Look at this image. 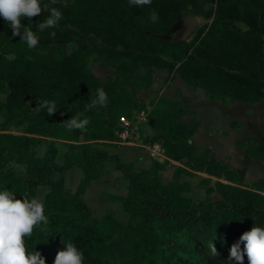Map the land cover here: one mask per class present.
Wrapping results in <instances>:
<instances>
[{
    "label": "trees",
    "instance_id": "trees-1",
    "mask_svg": "<svg viewBox=\"0 0 264 264\" xmlns=\"http://www.w3.org/2000/svg\"><path fill=\"white\" fill-rule=\"evenodd\" d=\"M54 7L63 14L54 29L38 31L46 11L22 19L40 38L34 49L21 41L23 29L21 35H13L0 17V81L9 89L0 121L1 191H12L17 198L24 193L32 197L38 186L51 184L54 170L76 166L92 179L105 161L113 160L130 180L122 209L139 221L125 227L118 250L106 249L103 242L111 228L110 216L93 220L82 196L72 193L68 194L71 210L59 211L52 190L45 201L48 222L38 225L26 240L29 250L53 264L57 252L66 247L64 239L81 249L84 264H229L232 245L240 243L243 248L242 234L255 224L264 226V193L217 180L206 188L207 195H219L216 199L179 197L176 190L161 184L157 174L146 180V169L137 171L94 144L118 141L135 114L146 113L147 121L140 125L143 144H159L168 159L184 161L191 171L217 178L234 172L211 148L201 150L191 142L198 125L191 127L183 120L188 110L156 107L148 111L129 87L149 89L153 69L158 68L178 74L193 88H203L213 101L262 102L264 0H152L143 8L128 0H74L72 4L57 0ZM153 10L159 15L156 23L149 16ZM185 12L208 22L192 37L168 40L166 36ZM53 31L55 37L50 35ZM70 44L76 48L68 52ZM166 49L168 55L163 54ZM93 56L112 67L115 76L106 81L98 77L89 68ZM99 88L108 96L107 106L89 108ZM34 100L37 104L54 101L56 113L49 116L41 107L30 111ZM75 114L89 120L86 130L66 127L65 121ZM21 124L23 133L11 131ZM259 130L253 142L240 144L249 157L264 160V119ZM44 138L73 142L63 165L37 155L36 145ZM11 161L25 171L11 167ZM62 183L60 178L55 186ZM212 243L217 254L210 249ZM244 264H248L246 255Z\"/></svg>",
    "mask_w": 264,
    "mask_h": 264
},
{
    "label": "rangeland",
    "instance_id": "rangeland-1",
    "mask_svg": "<svg viewBox=\"0 0 264 264\" xmlns=\"http://www.w3.org/2000/svg\"><path fill=\"white\" fill-rule=\"evenodd\" d=\"M63 1L67 4L74 2V0ZM204 1L202 0V2ZM206 22L208 20L201 15L196 19L190 12H185L180 16L166 38L172 40L188 35L192 37L196 30ZM241 26L245 27L243 24ZM75 48V44H70L67 47V51H73ZM168 50L166 49L163 54L168 55ZM89 68L104 81L115 76V70L112 67L97 61L94 56L89 60ZM142 72L140 71L139 73ZM175 75V73L169 74L167 79H163V76L157 73V80L155 85L152 86L151 92L144 93L141 89L134 86H130L129 90L133 92L135 99L138 101L140 100L138 98L146 97L147 101H142L146 104L147 110L156 107L172 110H176L179 107L188 108L189 110L191 108L194 113L186 115L187 120H192L189 126L196 127L197 125H203L202 135H204V139L207 138V143L211 142V139L213 140L212 148L215 149L216 156L219 160H230V162H233L232 165L236 166L237 169H234V172L219 179L214 178V176H209L204 172L188 170L183 166L184 161L180 163H166L165 157L160 155L163 153L153 146L141 142L140 125L144 124L147 120L139 119L140 121L136 124V139L132 141L137 143L133 147L137 148V154H139L137 159L143 164L140 163V167H137L136 170L146 169L148 172L144 175V179L146 180L152 179L153 175L157 174L160 177L162 185L176 190L179 197L185 196L191 200H211L218 198L219 195L216 192H213L211 195L206 194L208 184L210 183L213 186L217 180L238 187L259 190L264 193V160L258 162L244 155L241 150L244 147L240 144V142H253L260 136L258 127L262 120L261 117L248 116L249 114H246V109H239L236 106L234 107L233 114L231 111L228 113L225 110V106L233 108V101H225L224 103H220L219 106L215 105L218 114L215 117L216 119H213L211 112L213 108L205 101L203 93L183 82L191 88L190 91L186 92L182 85L176 81L177 76ZM158 87L159 89H157ZM165 89L167 91L163 93ZM8 90V86L0 81V121L3 119L2 111ZM175 96L180 97H178L179 99H175L178 101L172 99ZM208 101L212 102L210 100ZM28 108L30 111L38 109L37 100L30 102ZM141 114H135L132 120H138V115ZM180 128L182 129V127ZM11 131L14 133H23V125L21 124L12 128ZM72 145L73 142L44 138L36 145L37 155L42 157L46 156L61 166L65 163V154ZM128 146L119 140L113 143L103 142L94 144V148L106 151L111 156L118 155L121 161L123 160L118 153L119 148ZM200 148L202 150L205 147ZM152 160L165 165V168L159 169L157 164H154ZM10 166L21 173L25 171L24 166L15 161H11ZM60 178L63 179L62 187H57L55 186V182ZM129 181V178L116 168L113 160H107L102 164L99 175L92 179L86 178L82 169L76 166L65 171L54 170L51 176V184L44 187H37L32 197L41 198L45 204L48 194L54 190V207L59 211H70L71 207L68 202V194L72 193L82 196L91 211L93 220L100 221L105 216H110L111 228L107 231L108 238L104 240L103 244L106 249L116 251L122 242V232L125 227L139 221L138 217H131L122 209V204L128 194ZM2 189L0 184V191ZM41 228L45 230V227L42 226Z\"/></svg>",
    "mask_w": 264,
    "mask_h": 264
},
{
    "label": "clouds",
    "instance_id": "clouds-1",
    "mask_svg": "<svg viewBox=\"0 0 264 264\" xmlns=\"http://www.w3.org/2000/svg\"><path fill=\"white\" fill-rule=\"evenodd\" d=\"M132 6L143 8L151 5L152 0H128ZM57 0H49V3H42V0H0V17L12 30L13 35H23L21 41L26 43L29 49H34L39 45L40 38L30 27L22 24V19H29L40 15L46 11L47 17L43 22L38 23V31L44 32L47 29H54L63 19L62 11L54 5ZM152 23L159 20L158 13L153 10L150 14ZM55 37L56 33H50ZM108 96L103 88L97 89L95 98H91L89 108L97 106H107ZM38 107L47 110V114L52 116L57 108L54 101L43 100L38 103ZM82 114H75L65 121L68 129L86 130L89 120L81 118ZM48 217L45 215V204L39 197H30L27 193L22 198L9 190L0 191V264H47L46 260L37 251H30L26 240L31 239L34 229L41 223H47ZM240 243L233 244L228 257L229 264H244L245 255L248 264H264V226L255 224L250 230L245 231L240 237ZM65 248L59 250L55 256L53 264H84V255L80 248L71 240L65 241ZM210 249L217 254L215 244L210 245Z\"/></svg>",
    "mask_w": 264,
    "mask_h": 264
},
{
    "label": "crops",
    "instance_id": "crops-1",
    "mask_svg": "<svg viewBox=\"0 0 264 264\" xmlns=\"http://www.w3.org/2000/svg\"><path fill=\"white\" fill-rule=\"evenodd\" d=\"M199 17V15H194V18H198ZM158 71V72H157ZM157 73H159V75H162L163 76V79H167L168 78V76H169V73L167 72V71H165V70H163V69H158V68H154L153 69V85L152 86H154L155 85V83H156V78H157ZM175 76H177V80L176 81H178L181 85H182V87H183V89L186 91V92H188V91H190V89L191 88H189L188 86H186L184 83V81L181 79V77L178 75V74H176ZM163 82V81H162ZM184 82V83H183ZM161 85V84H160ZM160 85H158V86H160ZM152 86L149 88V89H141V91L142 92H151L152 90H151V88H152ZM157 89H159V87L157 88ZM193 89H197L198 91H200V92H202L203 93V95H204V99H205V101H207V103H209V105L213 108L212 110L213 111H211L212 112V117H213V119H216L215 117H217L216 115L218 114V112L216 111V109H215V105H218L219 106V104L220 103H224L225 101H233V105H232V107L233 108H231V107H226L225 106V110H227L228 111V113L231 111L232 112V114H233V111H234V107L236 106L237 108H242V109H246V114L248 115V116H253V117H255V116H258V117H261V121H260V123H259V127H260V124H261V122L263 121V119H264V100L262 101V102H260V103H257V104H251V103H248V102H241V101H238V100H230V99H227V100H225V101H213V100H210L209 98H207V96L205 95V91H204V89L203 88H201V87H198V88H193ZM192 89V90H193ZM165 91H167V89H165L164 91H163V93H165ZM179 96H175V98H172L173 100H175V99H179L178 98ZM138 99H140V100H144L145 102L147 101L146 100V97H143V98H138ZM210 100V101H212V102H209L208 100ZM149 100V99H148ZM175 101H178V100H175ZM258 107V108H257ZM182 108H184V107H182ZM164 109V108H163ZM184 109H186V110H188L187 111V113H185L184 115H183V120L189 125V124H191L192 123V120H187L186 119V115L187 114H189V113H194L193 112V110H191V108H190V110L188 109V108H184ZM193 109V108H192ZM151 110V109H150ZM168 110H172V109H168ZM178 109H174V110H172V111H177ZM224 110V109H223ZM149 111V110H148ZM192 111V112H191ZM135 121H137V120H135ZM134 121V122H135ZM139 121V120H138ZM259 127H258V130H259ZM156 128H158V124H157V126H156ZM203 131V125H199L198 127H197V129H196V132H195V134L191 137V142H193L194 144H196L197 146H199V147H209V148H211L213 151H214V153L216 154V152H215V149H213L212 147H213V145H212V143H213V140L211 139V142H209V143H207L206 142V140H207V138L206 139H204V135H202V132ZM259 132H260V130H259ZM49 139H53V138H49ZM206 142V143H205ZM123 143V142H122ZM136 144L137 143H134V142H124V145H129L128 147H121V148H119V151H118V153L120 154V156H121V158H122V160L124 161V162H126V163H131L133 166H134V168H135V170H136V168L137 167H140V163H142V162H140L137 158H138V155L139 154H137L138 152H137V148H135V147H133V146H136ZM207 144H209V145H207ZM147 145V144H146ZM130 146H132V147H130ZM138 146V145H137ZM236 149H237V146H236ZM242 150V152L244 153V155H246V156H248L247 155V153H246V151L244 150V149H241ZM160 155H162L163 157H165V159L166 160H168V164L171 162V163H180V162H182V161H174V160H171V159H168L164 154H160ZM217 157V156H216ZM251 158V157H250ZM217 159L219 160V158L217 157ZM252 160H253V158H252ZM256 160V159H255ZM254 160V161H255ZM219 161H221V162H223V163H225V164H227V165H229L231 168H233V169H237L236 168V166H233L232 164H233V162H230V160L228 161V160H226V161H222V160H219ZM256 161H258V162H260V160H256ZM152 162L154 163V161L152 160ZM143 164V163H142ZM183 166L185 167V168H187L184 164H183ZM188 169V168H187ZM189 170V169H188ZM137 171H142V170H137ZM191 171V170H190ZM229 173H225L224 175H223V177L225 176V175H228ZM214 178H217V177H214ZM220 179V178H219ZM45 186H48V185H45ZM38 187H44V186H38ZM259 191V190H258Z\"/></svg>",
    "mask_w": 264,
    "mask_h": 264
},
{
    "label": "built area",
    "instance_id": "built-area-1",
    "mask_svg": "<svg viewBox=\"0 0 264 264\" xmlns=\"http://www.w3.org/2000/svg\"><path fill=\"white\" fill-rule=\"evenodd\" d=\"M147 120V114L142 113L141 115H138V120ZM138 120L135 121L132 120L130 121V123H128L123 130L120 133V139L119 141L121 142H133L132 140L136 139L135 134H136V124L138 123ZM135 121V122H134ZM140 121V120H139ZM153 146L155 149H158L161 153H163V149L161 148V146L159 144H153L151 145Z\"/></svg>",
    "mask_w": 264,
    "mask_h": 264
}]
</instances>
